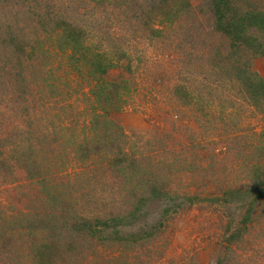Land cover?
<instances>
[{
    "label": "rangeland",
    "instance_id": "374dc122",
    "mask_svg": "<svg viewBox=\"0 0 264 264\" xmlns=\"http://www.w3.org/2000/svg\"><path fill=\"white\" fill-rule=\"evenodd\" d=\"M157 1L115 0L110 6H94L90 0H0V264H28L31 244L60 235L72 210L89 218L125 216L141 196L147 197L151 177L166 185L167 198L145 201L136 218L101 235L159 230L143 249L105 246V254L123 253L120 264H142L137 258L147 264H213L224 257L235 227L242 230V202L234 192L225 203L224 192L250 188L254 163L264 170V137L254 136L264 134V113L239 96L231 97L234 106L223 117L220 107L201 113L176 102L174 86L180 82L195 89L193 78L200 75L219 80L222 96L233 94L224 79L227 65L213 66L216 51L222 58L228 55L229 41L213 28L208 0H187L190 15L181 16L173 27L153 23L164 11ZM245 3L264 10V0ZM45 12L97 30L92 43L120 60L105 80L128 79L133 97L119 112L110 113L119 127L110 138L112 143L119 142L120 134L134 138L140 169L118 171L107 160L105 147L86 162L76 159L77 134L92 107L90 84L69 71L54 44L35 35V15ZM152 27L160 32L153 33ZM201 42H209L207 57ZM250 69L264 78V56L251 60ZM155 140L164 147L152 151L149 144ZM18 143L22 154L37 161L36 176L30 177L23 166L24 155L12 151ZM167 150L172 153L164 154ZM170 154L179 157L174 166H154ZM24 215L42 221L36 235L21 228ZM250 215L252 222L234 241L228 264H264V199ZM20 254L24 258L18 259ZM82 257L91 264L82 254H63L56 263L76 264Z\"/></svg>",
    "mask_w": 264,
    "mask_h": 264
},
{
    "label": "trees",
    "instance_id": "16d2710c",
    "mask_svg": "<svg viewBox=\"0 0 264 264\" xmlns=\"http://www.w3.org/2000/svg\"><path fill=\"white\" fill-rule=\"evenodd\" d=\"M114 1L90 0L94 6L100 4L110 6ZM208 1L210 2L213 15V28L229 41L228 55L222 58L219 52L216 51L213 66L221 69V66L224 68L227 65L226 70H228V73L224 76V79L225 82L231 83L232 89L235 90L233 94L230 93L227 97H224L219 92L221 87L219 80L215 78L210 81L209 77L200 75L199 77L193 78L197 82L195 89H191L179 82L173 88V96L176 102L180 103L183 107L195 108L201 113L207 112L208 108H213L214 106L217 108L220 107L219 111L221 116L226 114L227 111H230V108L234 106V98L231 97L239 96L253 110L264 113V78L259 77L250 69L251 60L255 57L264 56V10L255 5L250 7L246 6L245 2L248 1L250 5L251 0ZM157 7L164 11L160 19L158 21L154 19L153 23H159L158 25H166L169 27H173L181 16L190 15L191 12V6L187 0H158ZM52 14L45 12L35 15V23L33 22L32 25V28L36 27L35 35L38 38H46L54 44V47L61 54L69 71L77 74L81 80L90 84L88 98L92 103V107L88 114L83 115L84 120L77 134L78 143L76 155L79 156L76 159L86 162L91 156H96L105 147L107 148L105 150L107 152V160L118 171L124 172L128 169L131 171L134 168L140 169L138 161L135 160L139 145L136 144L134 138L126 134H120L122 138L119 137V142L113 143L112 138H110L114 137L113 133L118 127L111 120L110 113L119 112L133 97L128 79L121 78L119 81L112 82L105 80L107 74L117 67L120 60L113 57L101 44H97V46L92 43V39H95L97 36V30L94 32L88 31L87 28L84 29L82 26L69 23L67 20L65 21L58 14ZM37 25L41 28L37 27ZM151 29L153 33L155 31L156 33L160 32V30L158 31L154 27ZM189 41L191 43L195 41V37L192 34ZM201 43L203 54L207 57L211 51L209 42ZM37 44L44 51V42L40 41ZM30 48V52L35 55L36 51L32 45ZM193 53L195 54V50H193ZM199 55L202 56L201 53ZM17 64L21 66L20 61ZM189 77V80H191V76ZM53 89L51 88L52 93ZM260 135L264 137L262 132L254 134L256 137ZM234 137L239 138L236 134H234ZM114 143L118 144L115 148H113ZM150 145L153 149L152 151L164 147L162 144H159L158 140L150 142ZM12 148L14 149L12 151L18 153L19 156L24 155L21 162L24 164L23 166L26 170H28L29 176H36L35 169L38 167L37 161L20 152L21 144L13 145ZM168 153L172 152L168 150L164 151V154L168 155ZM142 158L141 156L139 157V162L142 161ZM178 158V155L174 156L170 154L168 158H165V161H158L155 165H152L158 167L160 164H164L166 167L171 168V166L175 165ZM249 170L250 188L246 189L242 186L241 190L237 189L234 191L228 189L224 192L226 196L224 198L225 203L228 202L234 192L235 194L237 193L235 197H239L237 201L242 202V208L245 209L244 216L239 221V225L243 226L242 230H246V224L251 220L250 213L253 210V206L264 199V170L262 165L256 162L251 165ZM165 186L162 180L151 177L146 189L148 198L141 196L137 204L125 216H96L89 218L78 213L74 214L72 210L70 212L72 214L67 217L70 219H64L63 224H61L60 235L38 240L31 244L30 252L28 255L26 254L29 257L26 260L28 261L27 263L57 264V260L63 254H74L76 256L82 254L91 264H120L119 261H122L123 253L106 252L105 254L103 252L105 246L116 245L125 247L126 249H132V251L143 249L155 240L159 230L155 229L152 232L142 231L125 236L115 230L114 234L111 235L112 237L103 239H101V235L108 228L113 229L125 224L129 219L136 218V215H139L141 208L144 206L145 201L167 198L168 191ZM43 191L44 193L50 194V191L47 189ZM185 200L192 201L189 196H185ZM25 217L24 215L22 222L25 225L21 228H24L25 232L29 235H36L37 225L42 224V221ZM235 228V236L230 234L226 240L227 247L224 257L218 259L213 264H228L231 258L229 251L232 250L234 241H236L237 237H240L242 231L237 226ZM63 232L66 235H63ZM90 247L91 250L89 249ZM63 248H65L63 252H60ZM84 250H89L90 253L87 254ZM17 258H24V256L20 254ZM126 258L129 261V254L126 255ZM137 260L142 264H147L139 258ZM74 263L85 264V260L82 257V260H75Z\"/></svg>",
    "mask_w": 264,
    "mask_h": 264
}]
</instances>
